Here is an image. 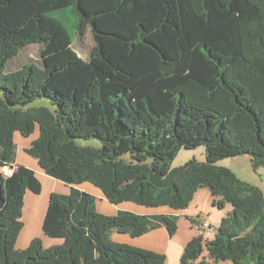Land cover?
<instances>
[{"label":"trees","instance_id":"trees-1","mask_svg":"<svg viewBox=\"0 0 264 264\" xmlns=\"http://www.w3.org/2000/svg\"><path fill=\"white\" fill-rule=\"evenodd\" d=\"M69 8L72 29L59 14ZM88 31L85 59L74 43ZM33 44L40 62L7 71ZM37 129L26 153L72 187L51 194L43 224L63 243L19 249L26 194L43 185L24 165L1 169L16 164V133ZM89 139L101 145L79 143ZM201 146L205 162L172 168L182 149ZM244 154L264 166V0H0V264H166V254L111 236L161 226L174 237L181 217L102 214L73 187L85 182L112 204L177 211L207 189L213 207L233 209L213 239L187 243L180 263L264 264V193L217 165Z\"/></svg>","mask_w":264,"mask_h":264},{"label":"rangeland","instance_id":"rangeland-1","mask_svg":"<svg viewBox=\"0 0 264 264\" xmlns=\"http://www.w3.org/2000/svg\"><path fill=\"white\" fill-rule=\"evenodd\" d=\"M73 9L69 8L65 12H59L60 15H62V19H60L69 29H72V27L76 24L77 17L72 13ZM31 47L25 48L23 51H21V54L15 58L12 61H9L7 65V71H16L20 68H22L25 64L29 62H40L41 56H40V49L39 44H33L30 45ZM95 43L93 40V37L90 33V31L87 32L86 36L81 41H75L74 47L76 50H78L81 55L86 59V57L90 54L92 49L94 48ZM42 103V104H39ZM33 106H39V105H46L49 107H53L52 104L48 99H38L33 104ZM35 133H38L37 130ZM17 136L20 138V140L28 141V139L21 137L20 134L17 133ZM17 137V141L19 143V149H20V159L28 157L29 159H34L30 155L23 153V148L21 146V142H19V139ZM22 138V139H21ZM79 143L82 145H88V146H95L98 147L101 145V143L97 139H89V140H79ZM196 159L199 162H205L206 161V150L204 146L198 147L196 149H182L180 153L176 156L172 163V168H178L180 166H183L188 161ZM218 166L226 167L229 170H231L239 179L242 181H245L249 184L256 185L259 187L262 192L264 193V166L257 165L254 163L253 158L250 155L244 154L237 157H230L220 160L217 163ZM46 182V181H45ZM44 182V185H45ZM50 191V186L45 185L44 186V197L46 198L47 193ZM30 192V191H29ZM28 193V192H27ZM30 194V193H28ZM34 198H39L37 195L30 194ZM44 200V199H43ZM26 205H29V201L27 200ZM102 204L99 203V206ZM233 207L231 205H228L226 210H219L216 207H213L212 205V196L210 192L207 189H200L196 194L195 197L188 207V209L185 211V213L181 214V221L178 223V232L174 237H171L173 241L177 243V245L182 246V254L184 253L185 245L190 240H192L194 237L203 234L209 239H213L215 236V232L217 231L218 226L220 225L221 218L228 214L229 211H232ZM28 210H25V217L29 221H35L34 216L31 215ZM190 217V219H189ZM194 218L199 222L202 221H208L212 224V229L210 230H200L201 224H196L191 221V219ZM23 222L25 226L24 221V213H23ZM24 229V228H23ZM42 232V228L40 225H35V223H32L31 226L27 225L26 229L22 231L20 235V239H18V248L22 247L21 249H26L29 245L27 242L22 241L24 236H26V241L28 240V236L31 235L35 236L36 233ZM43 233V232H42ZM44 234V233H43ZM29 237V238H30ZM41 238V237H37ZM175 243V244H176ZM22 244H26L24 247ZM47 243L46 245H48ZM20 246V247H19ZM55 245H51L49 247H52ZM47 247V248H49ZM207 254V251H205L204 255ZM168 257L166 264H181L180 259L181 257H176L175 255H172L170 252L166 254ZM182 256V255H181Z\"/></svg>","mask_w":264,"mask_h":264},{"label":"crops","instance_id":"crops-1","mask_svg":"<svg viewBox=\"0 0 264 264\" xmlns=\"http://www.w3.org/2000/svg\"><path fill=\"white\" fill-rule=\"evenodd\" d=\"M37 132L38 133H35L32 137L26 138L28 139V141L20 140V138L17 136V133H16L15 142L18 146V155H17L16 164L13 165L12 167L16 168L17 166L24 165L32 169L36 173L37 177L39 178V180L41 181L43 185V190L41 194H35L31 191L30 192L28 191V193L37 195L39 196V198H34L30 194L27 193L25 197V206L23 210L24 221H25V226H24L23 231L26 229L27 225L31 226L32 223H35V225H40V227L42 228V232H43V224H44L45 216L47 214L51 194L52 193L69 194L72 186L67 185L64 182L47 175L44 172V170L39 166L38 162L35 159H29L28 157L23 158V160L22 158L20 159V156H19L20 147L17 141V137L19 139V142H21L23 153H26L25 150L32 145L35 139L39 137L38 129H37ZM44 182H45V185L50 186V191L47 193L46 198L44 197V194H43L44 186H45ZM73 187L94 195L97 198L98 211L102 214L109 215V216H115L119 213V211L124 210V211L133 212L138 215L153 216V215H160V214H171V215H177L181 217V214L185 213V211L187 210L186 209L183 211L181 210L177 211V210L171 209L170 207L148 208V207L141 206L133 202H124V203H120L116 205V204H112L111 202H109V200L105 197L103 192L99 188L93 186L91 183L85 182L79 185H73ZM27 200L29 201V205H26ZM212 201H213V198H212ZM99 203H101L102 205L99 206ZM25 210H28V212L34 216L35 221H29L26 219ZM180 221H181V218L179 222ZM42 232L36 233V235L32 237H30L31 235H29L27 241H26V236H24L22 241L27 242V244L29 245V243L34 238L41 237L45 247H49L51 245H59L63 243V239L50 238L46 236L45 234H43L44 232L43 233ZM111 237L113 241L118 242V243L128 244L131 246L144 248V249H148V250H152V251H156V252L164 253V254H168V252H170L172 255H175L176 257H179V258L181 257L182 252H183L182 246L177 245L178 242L176 243L175 241H173V239H171V237L169 236V233L166 230V228L161 227V226L157 227L156 229L150 231L149 233L141 237L135 238L129 234H122V233H117V232H113ZM19 239H20V236H19ZM47 243L49 244L46 245ZM22 245L24 247L26 246V244H22ZM17 248H18V245H17ZM21 248L22 247H20V249Z\"/></svg>","mask_w":264,"mask_h":264},{"label":"built area","instance_id":"built-area-1","mask_svg":"<svg viewBox=\"0 0 264 264\" xmlns=\"http://www.w3.org/2000/svg\"><path fill=\"white\" fill-rule=\"evenodd\" d=\"M2 172L5 174V175H11L12 173H13V171H14V169H12L11 167H9V166H5V167H2ZM203 227L205 228V229H209L210 227H211V224L208 222V221H204L203 222Z\"/></svg>","mask_w":264,"mask_h":264},{"label":"clouds","instance_id":"clouds-1","mask_svg":"<svg viewBox=\"0 0 264 264\" xmlns=\"http://www.w3.org/2000/svg\"><path fill=\"white\" fill-rule=\"evenodd\" d=\"M10 167V166H9ZM12 169H14V168H12ZM204 222V221H203ZM210 223V222H209ZM211 224V223H210ZM212 225V224H211ZM201 230H203V229H201ZM206 237V236H205ZM207 238V237H206ZM208 239V238H207Z\"/></svg>","mask_w":264,"mask_h":264},{"label":"water","instance_id":"water-1","mask_svg":"<svg viewBox=\"0 0 264 264\" xmlns=\"http://www.w3.org/2000/svg\"><path fill=\"white\" fill-rule=\"evenodd\" d=\"M11 168H13V167L11 166Z\"/></svg>","mask_w":264,"mask_h":264}]
</instances>
